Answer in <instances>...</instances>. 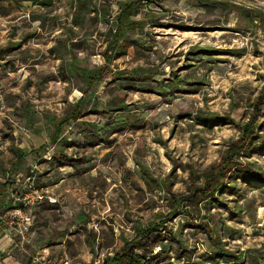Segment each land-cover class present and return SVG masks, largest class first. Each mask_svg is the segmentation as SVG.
Instances as JSON below:
<instances>
[{"label": "rangeland", "instance_id": "rangeland-1", "mask_svg": "<svg viewBox=\"0 0 264 264\" xmlns=\"http://www.w3.org/2000/svg\"><path fill=\"white\" fill-rule=\"evenodd\" d=\"M73 1L0 20V73H9L0 88V168L15 161L6 150L26 148H17L12 132L39 129L47 118L46 143L27 163L35 185L57 199L42 213L68 225L66 247L80 264H105L122 240L161 222L135 251L151 256L156 248L149 264L212 262L208 237L218 236L209 230L218 225L224 251L260 250L261 260L249 258L262 264L264 26L249 21L252 9L264 14V0L139 4L136 21L155 24L126 32L116 52H107L113 24L91 13L76 26ZM91 1L110 5L115 20L119 0ZM161 83L168 94L157 92ZM262 100L253 152L235 158L232 177L216 191L205 176L241 136L231 121L248 122ZM35 141L29 146L38 147ZM249 167L259 180H250ZM175 198L185 201L172 215Z\"/></svg>", "mask_w": 264, "mask_h": 264}, {"label": "crops", "instance_id": "crops-1", "mask_svg": "<svg viewBox=\"0 0 264 264\" xmlns=\"http://www.w3.org/2000/svg\"><path fill=\"white\" fill-rule=\"evenodd\" d=\"M202 6L205 7L206 5ZM30 7V3H24L18 7L13 0H0V20L10 19L20 13V11L26 10L28 12L31 11V8H36ZM201 8L203 9V7ZM6 74L9 73L6 71L0 73V88H4L8 85V75ZM26 127L27 128H21V131L20 129H16L10 135L14 141L20 143L17 145V148H23L22 146L26 148L21 149L23 150L22 152L17 150H6L5 154H8V152L12 154L15 161L11 162L10 165L0 168V264H80L76 260L79 253L72 255L68 252L66 247V241L69 238L68 233L66 234L68 225L64 227L62 224H56L50 221L45 213H42L44 203L48 201L38 203L35 207L25 210L32 215L33 220L27 232V239L24 244H22L16 229L7 224L15 207L22 206L21 201L16 202L12 197V192L15 191L19 199H22L25 195L29 179L35 177L30 176L35 171L34 169H29L30 165L27 162L34 156L32 152L44 145L47 140V118H44L43 121L39 123V129H36V126L31 127L30 125ZM32 139L40 142L38 147L37 144L34 147L29 146ZM0 144L2 145V143ZM38 153L40 155L39 150ZM22 154H24L25 157L24 160H22V164H20L18 158L21 157ZM55 187L56 185L49 187V189L55 190ZM53 206H55L54 203ZM70 217L72 218V215H70ZM70 223L72 222L70 221ZM72 236L73 235H71V237ZM208 249H210V247H208ZM259 251L257 249H247L244 252L237 253L241 255L242 258V260L237 262L250 264L252 262L249 256L261 260V257L256 256ZM223 261L224 260H220L219 262L212 261L208 264H230V262H233ZM82 262L85 264L84 261ZM262 264H264V262H262Z\"/></svg>", "mask_w": 264, "mask_h": 264}, {"label": "trees", "instance_id": "trees-1", "mask_svg": "<svg viewBox=\"0 0 264 264\" xmlns=\"http://www.w3.org/2000/svg\"><path fill=\"white\" fill-rule=\"evenodd\" d=\"M15 4L19 7L20 5H23L24 3H30L31 7H39L41 9H47V10H54L59 3L62 2V0H13ZM160 0H119L117 1V5L119 8V12L113 21L111 19L112 12H111V6L101 4L100 7H92L93 3L91 0H74L73 2L77 4V12L75 13L73 17V23L76 26L84 25L87 22L88 15L91 13H96L99 17L97 19L101 23H108L110 26L112 25L111 29L108 31V35L111 36V41L108 42L107 46V52L112 51L116 52L123 44H125V37L124 34L134 32L137 29L146 27L148 24L153 25V22H143V21H136V18L138 15L142 13V9L140 8L139 4H145L146 6H159ZM199 1V0H198ZM202 4V3H201ZM205 5V4H202ZM207 6V5H206ZM151 8V7H150ZM250 21L249 23L251 25L256 24L257 22H260L264 26V14L262 11L254 10L252 9L250 11ZM114 28V30L112 29ZM134 30V31H131ZM107 55V53H106ZM200 52L197 55V58H200ZM111 59V56L107 57V61ZM140 76V75H138ZM147 77V76H143ZM160 85V82L157 86ZM161 90L157 91L160 94L169 93V89H167L163 84L161 83ZM155 88V87H154ZM153 89V88H150ZM83 102V100H81ZM263 104V100L259 103H257L254 107L256 109L255 115H253L248 122L244 123L243 125L236 124L235 121H231V123L235 124L239 127L241 136L238 141L232 142L229 146V152L226 157L222 160V163L218 166V169L216 171H213L205 176L206 182L215 183V190L217 191L221 186H223V181L226 178L232 177V167L235 165L237 166V163L235 161L236 157L245 155H250L253 152V142L258 140L260 137L257 136V129H256V123L258 121V115L261 111V106ZM262 112V111H261ZM262 116V115H259ZM211 119L214 120H220L218 116H210ZM226 120H230V118H225ZM224 119V120H225ZM223 120V119H222ZM232 120V119H231ZM118 122V123H117ZM126 120L120 119L119 121H116L117 125H124ZM250 146V147H248ZM236 148V151L233 150V148ZM249 149V150H248ZM248 150V151H246ZM247 153V154H246ZM247 174L250 176L251 181H257L260 179L259 173L253 171L250 167L247 171ZM34 176V175H30ZM31 179V178H30ZM30 181V180H29ZM207 184V183H206ZM219 191V190H218ZM185 201L184 198H175L174 199V211L172 215H176L179 208L182 206L183 202ZM209 221V218H208ZM165 222H161L156 224L154 227H148V228H139L137 239H133L132 241L122 240L120 242L119 246L115 249L114 254L112 257H109L105 264H149L154 259H157L159 257L158 255H151L147 256L146 254L142 253H135L136 250H143V240L146 239L149 234L152 232L159 231L162 226H164ZM166 224V223H165ZM218 237L213 238L210 236L208 237L209 241V247L211 254L214 255V257H211L212 261H220V260H226V261H233L237 262L239 260H242L241 255H235L232 253H229L227 251H224L222 249V238L225 237L226 231L222 230L221 226L218 225L217 228H212L209 230L210 232H213ZM162 252H166L165 247L161 246Z\"/></svg>", "mask_w": 264, "mask_h": 264}, {"label": "built area", "instance_id": "built-area-1", "mask_svg": "<svg viewBox=\"0 0 264 264\" xmlns=\"http://www.w3.org/2000/svg\"><path fill=\"white\" fill-rule=\"evenodd\" d=\"M30 181L27 183V192L22 197V199L17 197V193L15 191L12 192V197L15 201H21V207H15L14 212L11 218L8 220L7 224L10 227L16 229L18 236L21 238L22 244L26 242L27 232L32 224V215L25 210L31 209L35 207L38 203L49 201L51 203H56L57 199L48 195L47 191L44 188H40L35 185L34 179H29ZM161 250V246L159 247ZM154 254L157 255L156 248L154 249ZM104 262H97L96 264H103Z\"/></svg>", "mask_w": 264, "mask_h": 264}]
</instances>
